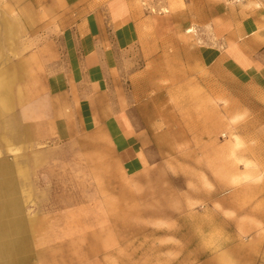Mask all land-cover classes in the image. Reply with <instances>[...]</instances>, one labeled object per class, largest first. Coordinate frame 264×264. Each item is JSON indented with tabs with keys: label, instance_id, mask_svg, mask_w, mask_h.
<instances>
[{
	"label": "rangeland",
	"instance_id": "1",
	"mask_svg": "<svg viewBox=\"0 0 264 264\" xmlns=\"http://www.w3.org/2000/svg\"><path fill=\"white\" fill-rule=\"evenodd\" d=\"M81 3L0 0V264H264V0H131L91 75Z\"/></svg>",
	"mask_w": 264,
	"mask_h": 264
},
{
	"label": "crops",
	"instance_id": "2",
	"mask_svg": "<svg viewBox=\"0 0 264 264\" xmlns=\"http://www.w3.org/2000/svg\"><path fill=\"white\" fill-rule=\"evenodd\" d=\"M131 0H82L81 10L83 16L79 23L74 24L75 28L88 29L83 41L84 44L90 45V50L85 54L86 68L91 75L96 69L97 62L103 59V53L96 52L95 47L98 34L101 29L110 27L116 31L117 43H122L127 39V29L132 26V12L130 9ZM118 31V32H117ZM126 34H125V33ZM101 35V34H100ZM92 49V50H91ZM100 69L102 63L99 64ZM123 126V123H122ZM128 136H126V142ZM120 145V151L124 150L127 145Z\"/></svg>",
	"mask_w": 264,
	"mask_h": 264
},
{
	"label": "bare ground",
	"instance_id": "3",
	"mask_svg": "<svg viewBox=\"0 0 264 264\" xmlns=\"http://www.w3.org/2000/svg\"><path fill=\"white\" fill-rule=\"evenodd\" d=\"M191 31H188L187 33H189ZM13 75V74H12ZM6 77V76H5ZM3 77L1 74H0V110L2 111H7L9 110L12 105L14 104L13 103V84L16 82V78L14 77ZM19 95H20V92H19ZM8 143V142H7ZM239 142L236 141L235 144L236 145H239L238 144ZM13 148V147H12ZM15 148V147H14ZM19 149V148H18ZM8 150V148H7ZM16 150V149H15ZM10 152H13L12 149H9ZM8 151V152H9ZM20 151V150H19ZM11 154V153H10ZM15 154V153H14ZM16 155V154H15ZM17 156V155H16ZM15 210V209H14ZM17 212V210H16ZM17 214V213H16ZM19 215V214H18ZM18 218V217H17ZM13 225L15 226V230L19 231L21 226L19 221H14Z\"/></svg>",
	"mask_w": 264,
	"mask_h": 264
},
{
	"label": "built area",
	"instance_id": "4",
	"mask_svg": "<svg viewBox=\"0 0 264 264\" xmlns=\"http://www.w3.org/2000/svg\"><path fill=\"white\" fill-rule=\"evenodd\" d=\"M245 1L247 0H232L234 4H241V3H244Z\"/></svg>",
	"mask_w": 264,
	"mask_h": 264
}]
</instances>
